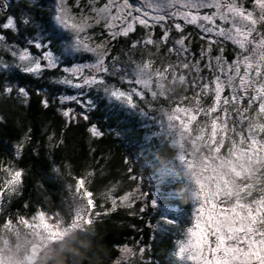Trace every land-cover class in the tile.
Masks as SVG:
<instances>
[{"label": "snow or ice", "instance_id": "1", "mask_svg": "<svg viewBox=\"0 0 264 264\" xmlns=\"http://www.w3.org/2000/svg\"><path fill=\"white\" fill-rule=\"evenodd\" d=\"M8 7L10 5H4L5 9ZM73 7L78 11H73ZM204 9L214 11L202 12ZM52 19L70 36L62 54L57 55L49 43L39 38L27 41L28 46L37 50L32 52L28 46L5 43V35L0 34V49L13 57L11 63L0 57V72L16 69L39 77L48 70L60 69L64 57L92 54L95 57L92 63L64 67V75L56 82L81 92L94 87L102 90L110 101L152 120L158 127L154 135L166 142L173 152L171 161L161 164L158 180L161 183L170 177L181 180L183 191L177 195L180 198L186 195L193 206L190 226L180 231L176 240V255L181 261L193 264H264V0H253L252 9L246 7L243 0H106L103 4L100 0H87L84 6L80 0H75V5L69 4V0H55ZM21 20L24 25L32 23L28 15ZM174 21L196 25L203 33L200 39L206 40L208 47L201 48L199 59L191 53L189 35H181L173 38L172 46L166 48L167 54L176 55L177 62H169L163 68L154 66L152 59L133 61L135 68L129 73L118 56L106 62L111 41L129 36L137 24L145 29L158 25L163 35L155 40L152 33L147 32L145 38L134 41L131 48L152 45L156 52H161V45L168 44L173 27L184 32L183 25ZM95 25H102L110 40L94 41L88 30ZM0 28L19 30L12 16L0 24ZM227 41L239 49L231 63L224 58L223 47L219 49L220 55L212 54L213 45ZM126 55L131 59L130 54ZM204 69L211 75H202ZM192 73L195 75L189 82L188 75ZM105 76H119L121 81L139 87L125 90L112 86ZM177 82L184 86V92L189 88L194 90L193 95H179L170 109L153 108L147 95L150 93L157 102L160 97L172 101L169 93L176 92ZM226 90L229 95L224 94ZM14 91L22 97L28 95L24 88L14 86L3 87L0 94ZM203 97H211V102L205 104ZM63 100H73L86 110L92 107L90 100L83 101L78 96L63 97ZM140 101L148 106L147 110ZM43 104L48 107L47 101ZM150 111L157 114L150 115ZM63 116L68 118L66 124L79 118L89 119L87 114L81 117L71 110L63 111ZM88 131L92 137H103L97 125H90ZM22 147V142L16 146L17 156ZM124 163L131 184L119 196L113 195L119 185L106 193L111 207L103 213H93L92 192L85 189L81 194L85 179L72 177L74 199L79 196L85 200L84 193L88 195L83 223L91 224L96 217L107 216L118 208L127 210L130 217L141 218L156 209V200L143 190V178L135 172L133 162L126 159ZM0 173L4 174L0 177V196L18 194L22 171L0 163ZM167 212L166 209L152 226L153 231L172 232L178 227L176 219L169 218ZM81 219L76 215L73 222ZM62 222L59 214L53 216L37 210L30 218L24 215L6 218L0 229L10 230L22 224L55 236ZM145 251L146 246L140 240L132 246L125 244L114 264H141Z\"/></svg>", "mask_w": 264, "mask_h": 264}, {"label": "trees", "instance_id": "2", "mask_svg": "<svg viewBox=\"0 0 264 264\" xmlns=\"http://www.w3.org/2000/svg\"><path fill=\"white\" fill-rule=\"evenodd\" d=\"M26 10L27 13L31 12L29 8ZM40 13L38 23L45 28L48 26V14L43 8ZM0 34L7 39L11 31L0 28ZM135 35L131 34L118 44H113V50L123 66L131 61L126 53H131L129 46L134 42ZM28 47L32 50L31 46ZM135 56L133 60L139 58ZM49 74L32 78L14 70L12 74L0 75V82L13 83L28 93L27 97L20 99L10 94L0 95V163L11 165L23 173L18 194H12L7 210H1L5 198L1 196L0 224L5 220V211L30 216L37 210H43L54 215L61 207V182L67 179L75 182L73 176L84 178L83 191L86 189L93 193V213H103L111 207L106 193L119 185L113 193L119 196L131 184L127 179L126 159L133 162L135 172L141 176L138 161L147 160L148 167L143 172L149 173L147 168L155 171L156 166L169 163L173 155L166 143L155 142L151 137L153 141H149L146 125L138 116L116 108L109 109L104 102L92 106L85 113L89 116L87 123L81 119L66 124L67 121L55 108L54 96L58 87H53L52 82L48 81L53 78ZM53 76L56 77L55 74ZM44 101L48 102L47 108ZM93 124L103 131L102 138L90 135L88 125ZM21 142L23 147L17 156L15 149ZM89 172L91 176L87 175ZM168 179L164 183L162 199L171 212L168 213L169 218H175L180 223L179 218L172 214L188 211L190 200L186 195L183 198L177 195L183 191L181 180ZM84 195L88 198L86 192ZM158 216L156 211L149 210L142 218L130 217L127 210L118 208L107 216L96 217V236L89 255L98 252L102 264H114L119 247L125 244L132 246L136 240H140L146 246L141 264L144 261L147 264H183L174 256L173 243L178 230L165 233L153 231V224L161 218Z\"/></svg>", "mask_w": 264, "mask_h": 264}, {"label": "rangeland", "instance_id": "3", "mask_svg": "<svg viewBox=\"0 0 264 264\" xmlns=\"http://www.w3.org/2000/svg\"><path fill=\"white\" fill-rule=\"evenodd\" d=\"M106 0H100V4L105 3ZM244 4L246 7L252 9L253 8V0H243ZM80 3L82 6L87 5V0H80ZM0 4H1V9H0V19L3 20V22H6L7 18L9 16H12L14 18V21L17 23L18 26V31L17 32H12L11 30V34L9 36V38H7L5 40V43L10 44V45H16L17 47H25L28 46L27 45V41L29 39H37L39 38L42 42H47L50 44L51 49L57 54V55H61L63 52V46L69 42L70 40V36L68 33H66L65 31H63L62 29H59L52 17L54 15V8H55V0H0ZM8 4L10 5V7L8 8H4V5ZM69 4L71 5H75V0H69ZM30 9V13H27L26 9ZM45 9L46 13L48 14V22H47V27L44 28V26H42L41 24H39L38 22H40L38 19L41 16V9ZM73 11H78V9H76L75 7H73L72 9ZM214 11V9H204L202 10V12H211ZM15 12V13H14ZM258 14V13H257ZM25 15H28L31 17L32 23L29 25H24L22 23L21 18ZM17 19V21H16ZM174 22H179L183 25V21H174ZM174 22H170V23H174ZM217 23H219V21H217ZM184 27V32L180 33L178 31H176V29L173 27L170 34H169V42L167 45H161V52H156V48L152 45H138L136 49H132L130 55H131V61L128 62V64L126 65H122L123 67L127 68L129 73L132 72V70L135 68V63H133V61L139 63L142 62L144 60L147 59H152L154 61V66L156 67H161L163 68V66H165L167 63L169 62H177V57L175 54H167L166 52V48L172 46V42H173V38H179L181 35H189V40H191V43L189 44V47L191 49V53L194 54V57L196 59H199L200 57V51L201 48H207V41L206 40H201L200 36L203 35V33L201 32V30L196 26V25H183ZM2 29V28H1ZM264 30V29H262ZM147 32H151L152 33V38L155 40H159V38L163 35V29H161L158 25L155 28H150V29H145L144 27L140 26V25H136V30L132 33L129 34V36L131 34L136 33V35L134 36V41L137 40H141L142 38H145L146 33ZM103 33V34H101ZM88 34L92 36V39L94 41H101V40H110V37H108L107 31L104 30L102 28V25H95L93 28L88 30ZM125 37H118L116 40L111 41V43L109 44V47L111 49L110 53H109V57H108V61L111 60L112 56H117V53L113 50V44H118L117 42L120 41L121 39H123ZM128 38V36H127ZM10 39V40H8ZM17 42H19L20 44H18ZM186 43H188L186 41ZM132 45V42L130 43ZM32 47V52H35L37 50H35L34 46ZM131 46H129L130 48ZM220 47L224 48V53L223 56L226 60H228L229 63H231L232 60H234L236 58V53L239 51V49L233 45L230 41L224 42L221 45H213V55H220ZM138 55L139 58H137V60H133L136 56ZM128 56V55H127ZM0 57H2L6 62H13V57L11 56L10 53L4 51L3 49H0ZM191 58V57H190ZM95 57L92 56V54H77L75 56H70V57H64L63 60L64 62L62 63L60 69L57 70H48L46 72H44L41 76L45 75L46 73H50L49 76H52V79H49L48 81L52 82L53 87H58L56 88V95L54 96V104H55V108L59 110V112L61 113V116L63 117L64 120L68 121L67 117L63 116V111L65 110H71L74 113H79L81 115V117L87 113L89 111V109H84L83 107H81L80 104H77L75 101L73 100H63L62 102V98L63 97H71V96H78L81 100L83 101H89L92 106H95L101 102H104V104H106L108 106V108H116L122 111H126L128 112L130 115L134 114L136 116L139 117L140 121L145 124L147 130L146 132L148 133V138L151 137L152 139H155V142L164 144L166 142H163L162 139L156 135H154V133L158 132L159 129L158 127L153 123L152 120L146 119L144 117L139 116L137 113H133L130 110L122 107L118 102L115 101H110L104 94V92L102 90H97L95 87L92 89H85L83 92H81V90L79 89H75L72 88L68 85H63V84H59L56 81L61 79L62 76L64 75L63 73V68L64 67H71L74 64H80V63H92L94 61ZM129 59V58H128ZM206 62V61H204ZM203 63V62H202ZM16 70V69H12V70H5L3 72H0L1 76H5L6 74H12V72ZM186 72V70H183ZM53 73V74H52ZM55 74L56 77H54L53 75ZM204 76H210L211 74L208 72L207 69H204L203 73H201ZM195 73H192L191 75H188V80L189 82H191L192 80V76H194ZM32 78H36L32 75H30ZM105 79L107 81V83L109 85L112 86H116V87H120L122 89L127 90L130 87H139L136 85H129L127 83V81H121L119 79V76L116 77H109V76H105ZM5 86H14V88L18 89L20 88L19 86H16L13 83L10 82H0V90L3 89V87ZM183 87L182 85H180L178 82L175 85V89L176 92L175 93H169V95L173 96V100L169 101L166 100L164 97H160L159 101H153L152 97L150 95V93L147 95V99L149 101H151V106L153 108H168L170 109L172 106H174L175 100L178 99L179 95H188V96H192L194 90H192L191 88H189V90L187 92L183 91ZM153 88L155 89V85H153ZM55 89V88H53ZM143 90V89H141ZM225 95H229V92L226 90ZM0 95H6V94H0ZM8 95V94H7ZM11 96L15 97L16 99H20L22 98V96H20L17 92H13L12 94H10ZM138 99V98H137ZM25 99L22 101L24 102ZM203 101L205 104H208L211 102V97H203ZM185 103H188L187 101ZM192 103H194V101H192ZM246 103V101H245ZM140 104L145 107V109H148L147 105L143 104V101H140ZM150 115H156L157 113L150 111L149 112ZM84 120L83 118H79L78 120ZM76 120V121H78ZM87 123V120H85ZM73 122V121H72ZM90 126V125H88ZM246 127V125H245ZM89 128V127H88ZM151 138H149V141H153L151 140ZM167 145V143H166ZM168 147V146H167ZM169 150H171L168 147ZM172 151V150H171ZM147 160H140L138 161V170L141 173V177L144 179H142V186H143V190L148 191L149 195L151 198H154L156 200V209L153 211H156L159 216L157 218H159L161 216L162 213L165 212V210L167 209L168 212L167 214H171V212L169 211V208H167V204L165 203V201L162 199V195L164 193V183H161L158 180V174H159V170H160V166H156V170L152 171V168L149 167L147 168L150 172L149 173H145L143 172V170L146 169V167H148V165L146 164ZM4 174L0 173V177H2ZM61 178V177H60ZM168 181H171L170 179H168ZM169 182H167L168 184ZM62 184V191H60V210H56L55 214H50V215H57L59 214L60 216H63L65 218H68L74 208V185L75 182H72L70 180H62L61 182ZM69 185H72V188H69ZM81 187V186H78ZM83 192V189L81 190V194ZM13 193H5L4 196V200L2 203V207L1 210H7V204L9 203L11 197H12ZM258 195V193H254V196ZM1 199V196H0ZM84 199L87 200L88 198L84 195ZM171 209V208H170ZM192 203L190 201V208L188 211H184L181 214H172L176 217L179 218L180 223L177 222L178 227L175 228V230H178L176 233V237L174 239V256L183 264H193L192 261H181V259L176 255V240L179 236L180 231L186 229V227L190 226V222H191V214H192ZM36 213V212H35ZM34 213V214H35ZM49 214V213H47ZM5 219L8 217H16L17 215H24L18 212H9L7 213L6 211L3 213ZM33 215V214H32ZM26 218H30V216H26L24 215ZM170 217V216H169ZM156 222L153 224L155 225ZM2 225V224H0ZM25 227V226H24ZM27 228V227H25ZM122 247V246H121ZM119 247L117 249V259L120 258V248Z\"/></svg>", "mask_w": 264, "mask_h": 264}, {"label": "clouds", "instance_id": "4", "mask_svg": "<svg viewBox=\"0 0 264 264\" xmlns=\"http://www.w3.org/2000/svg\"><path fill=\"white\" fill-rule=\"evenodd\" d=\"M80 215L78 223L73 217ZM87 216V203L77 196L74 208L63 222L58 235L52 236L22 224L10 230L0 229V264H102L101 254L89 255L93 249L96 226L83 223Z\"/></svg>", "mask_w": 264, "mask_h": 264}, {"label": "flooded vegetation", "instance_id": "5", "mask_svg": "<svg viewBox=\"0 0 264 264\" xmlns=\"http://www.w3.org/2000/svg\"><path fill=\"white\" fill-rule=\"evenodd\" d=\"M0 9H1V4H0ZM2 21H3V20L0 19V24H2Z\"/></svg>", "mask_w": 264, "mask_h": 264}]
</instances>
